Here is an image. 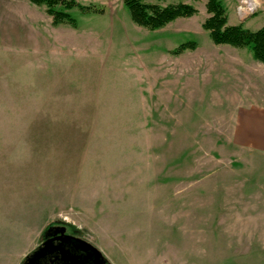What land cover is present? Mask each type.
Instances as JSON below:
<instances>
[{"label":"rangeland","instance_id":"rangeland-1","mask_svg":"<svg viewBox=\"0 0 264 264\" xmlns=\"http://www.w3.org/2000/svg\"><path fill=\"white\" fill-rule=\"evenodd\" d=\"M77 1L102 12L53 25L0 0V264L48 222L111 264H264V148L238 130L264 108V63L211 41L206 0H141L196 9L156 30L123 0ZM219 1L264 27V0Z\"/></svg>","mask_w":264,"mask_h":264},{"label":"trees","instance_id":"trees-1","mask_svg":"<svg viewBox=\"0 0 264 264\" xmlns=\"http://www.w3.org/2000/svg\"><path fill=\"white\" fill-rule=\"evenodd\" d=\"M36 5H44L45 12L52 18L53 25L68 24L76 26L77 20L69 11L76 9L81 13H100L102 9L94 4H82L77 0H29ZM131 20L149 30L164 27L178 18L194 15L196 9L189 4L176 3L160 6L145 3L141 0H123ZM205 8L208 17L202 28L208 32L211 41L216 45H229L235 48H246L252 57L264 63V27L256 30L244 28L242 25L227 24L225 9L219 0H206ZM195 48V42L180 43L171 52L180 54Z\"/></svg>","mask_w":264,"mask_h":264},{"label":"flooded vegetation","instance_id":"flooded-vegetation-1","mask_svg":"<svg viewBox=\"0 0 264 264\" xmlns=\"http://www.w3.org/2000/svg\"><path fill=\"white\" fill-rule=\"evenodd\" d=\"M19 264H111L93 244L62 222H48Z\"/></svg>","mask_w":264,"mask_h":264},{"label":"crops","instance_id":"crops-1","mask_svg":"<svg viewBox=\"0 0 264 264\" xmlns=\"http://www.w3.org/2000/svg\"><path fill=\"white\" fill-rule=\"evenodd\" d=\"M259 111H255L252 118L247 117L239 122L238 130L246 132L243 134L246 136V144L264 148V108H259Z\"/></svg>","mask_w":264,"mask_h":264},{"label":"bare ground","instance_id":"bare-ground-1","mask_svg":"<svg viewBox=\"0 0 264 264\" xmlns=\"http://www.w3.org/2000/svg\"><path fill=\"white\" fill-rule=\"evenodd\" d=\"M255 0H252L250 3H249V8L251 9L254 5H255ZM242 12H245L244 9H240Z\"/></svg>","mask_w":264,"mask_h":264}]
</instances>
